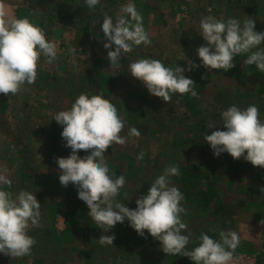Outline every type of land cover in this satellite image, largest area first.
<instances>
[{
	"label": "rangeland",
	"instance_id": "obj_1",
	"mask_svg": "<svg viewBox=\"0 0 264 264\" xmlns=\"http://www.w3.org/2000/svg\"><path fill=\"white\" fill-rule=\"evenodd\" d=\"M191 1L100 0L90 9L85 0H0L6 18L27 17L57 46L51 63L41 56L34 84H25L13 96L0 93V169H7L12 181L7 190L31 191L41 203L39 226L28 229L36 241L30 255L0 253V264H195L189 257L167 256L158 240L147 230L140 236L127 219L105 233L89 217L77 187L61 185L56 158L68 157L71 149L53 118L82 93L109 100L125 123L120 135L126 143L113 144L105 153L109 174L125 176L119 202L135 209L136 199L165 168L179 166L180 175L169 180L185 197L184 234L191 233L187 248L198 246L201 234L219 241L221 231H235L240 243L233 255L244 254L247 264H264V168L226 152L215 156L203 137L227 130L220 114L232 105H256L264 121V72L256 67V75L243 72L247 54L236 56L235 67L227 72L205 69L197 52L206 44L200 35V20L206 16L235 18L241 24L251 19L255 30L264 32V0H202L204 15L197 20L189 12ZM129 2L142 15L152 43L134 46L123 54L119 67L111 68L103 18L115 21L118 9ZM142 58L185 69L189 61L200 65L184 72L198 95L176 93L170 102L151 95L129 73V65ZM209 122L216 127L210 129ZM131 128L141 135L129 136ZM88 154L79 152L81 158ZM105 234L115 235L113 245H100L98 239Z\"/></svg>",
	"mask_w": 264,
	"mask_h": 264
},
{
	"label": "clouds",
	"instance_id": "obj_2",
	"mask_svg": "<svg viewBox=\"0 0 264 264\" xmlns=\"http://www.w3.org/2000/svg\"><path fill=\"white\" fill-rule=\"evenodd\" d=\"M99 3L100 0H85L90 9ZM200 29L206 44L197 52L205 69L227 72L235 67L236 56L247 54L245 63L264 72V48L260 47L264 32L255 30L254 20L245 19L241 24L235 18L225 21L206 16L200 20ZM101 31L107 41L104 48L108 50L111 68L119 67L123 54L132 52L134 46L152 43L143 27L142 15L131 2L118 9L115 21L105 15ZM69 51L75 53V49ZM42 55L51 63L57 56L55 42L49 41L44 31L27 17L6 18V12L0 6V93L13 96L25 84H34ZM199 66L189 61L185 69L177 65L165 66L157 59L142 58L129 65V73L142 81L151 95L170 102L176 93L198 95L194 81L184 72ZM220 115L227 130L203 134L214 155L219 157L226 152L234 159L243 157L253 166L264 168V121L259 118V108L250 105L241 109L232 105ZM53 119L62 126L65 147L71 149L68 157L56 158L60 183L64 187L69 184L77 187L78 198L90 209L88 215L97 227L107 233L127 219L140 236L147 230L158 240L167 256L189 257L195 264H230L240 243L235 231H221L219 241L201 234L198 246L191 250L187 248L191 233L184 234L187 224L182 214L186 209L181 202L185 197L169 180L180 175L179 166L165 168L148 191L136 199L135 209L116 199L125 185V176L113 178L109 174L105 153L113 144H125L126 137L120 135L125 123L109 100L101 95L82 93L68 110L57 112ZM208 127L214 128L216 123L209 122ZM128 135L139 137L141 133L131 128ZM81 150L90 154L81 158ZM143 155L141 153L139 158L143 159ZM11 185L7 169H0V253L20 258L30 255L36 243L28 229L30 225L39 226L41 203L31 191L20 190L13 194L7 190ZM261 223L264 224V220ZM114 240L115 235L106 234L98 239L100 245H113Z\"/></svg>",
	"mask_w": 264,
	"mask_h": 264
},
{
	"label": "crops",
	"instance_id": "obj_3",
	"mask_svg": "<svg viewBox=\"0 0 264 264\" xmlns=\"http://www.w3.org/2000/svg\"><path fill=\"white\" fill-rule=\"evenodd\" d=\"M198 0H192L191 3H190V7H189V12L190 14H195V20L198 19V17H201L202 15H204L203 13V10H202V7L204 8V4H203V1L201 3V5H197V2ZM217 1V0H216Z\"/></svg>",
	"mask_w": 264,
	"mask_h": 264
},
{
	"label": "trees",
	"instance_id": "obj_4",
	"mask_svg": "<svg viewBox=\"0 0 264 264\" xmlns=\"http://www.w3.org/2000/svg\"><path fill=\"white\" fill-rule=\"evenodd\" d=\"M248 66H251V67H248ZM248 66H246V69L243 70V72L244 73H247V74L249 73V74L256 75L257 74L256 69H255L256 66L255 65H248ZM239 70H240V68H239ZM237 74H240V73H237ZM188 97H189V101H190L191 96H188ZM187 105L189 106L190 105V102H187ZM190 107L192 108V105H190Z\"/></svg>",
	"mask_w": 264,
	"mask_h": 264
},
{
	"label": "built area",
	"instance_id": "obj_5",
	"mask_svg": "<svg viewBox=\"0 0 264 264\" xmlns=\"http://www.w3.org/2000/svg\"><path fill=\"white\" fill-rule=\"evenodd\" d=\"M245 259H246V257H245L244 254H240V255H238L237 257H235V256L233 255V259H232V261H234V262H232V263H233V264H247V262L245 261Z\"/></svg>",
	"mask_w": 264,
	"mask_h": 264
}]
</instances>
